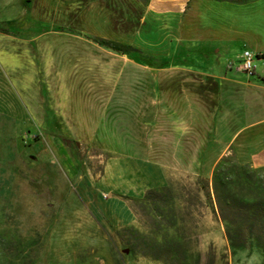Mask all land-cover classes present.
I'll return each instance as SVG.
<instances>
[{
  "label": "crops",
  "instance_id": "obj_1",
  "mask_svg": "<svg viewBox=\"0 0 264 264\" xmlns=\"http://www.w3.org/2000/svg\"><path fill=\"white\" fill-rule=\"evenodd\" d=\"M44 1L47 7H40ZM256 3L264 4V0H28L29 16L45 22V27L28 35L0 30V113L23 122H28L32 112L41 119L76 118L78 110L70 92L77 84L65 81L64 67L56 63L61 57L67 63L68 77L80 65L85 85L107 87L111 95L117 90L116 78H122L116 93L127 115L119 135L101 142L102 148L136 152L132 158L126 156L127 165L130 160L131 165L153 169L156 185L164 181L163 169L171 174L197 173L201 155L214 144L221 146L212 150L230 154L237 164L263 167L264 11L263 23L257 24L250 13ZM237 8L241 9L239 17L233 14ZM45 9L50 13H43ZM89 35L128 44L141 56L164 52L169 58L222 53L236 39L241 49L257 57L248 77L226 68L225 62L219 66L217 59L215 64L202 65L205 54L197 64L186 63L185 58L184 63H144L95 43ZM92 69L96 83H91ZM105 72L111 74L109 83H105ZM15 78L24 80L19 85L31 90L27 89L33 104L22 103ZM66 94L70 100H65ZM93 108L97 113V107ZM108 188L104 192L119 210H105V216L117 219L116 226L132 224L133 212L110 196ZM203 219L199 244H210L229 264L215 210H207ZM139 264L161 263L142 258Z\"/></svg>",
  "mask_w": 264,
  "mask_h": 264
},
{
  "label": "rangeland",
  "instance_id": "obj_2",
  "mask_svg": "<svg viewBox=\"0 0 264 264\" xmlns=\"http://www.w3.org/2000/svg\"><path fill=\"white\" fill-rule=\"evenodd\" d=\"M41 5L46 6V2ZM49 11L45 9L43 13ZM263 11L264 4L256 3L250 12L256 16L257 24L263 23ZM240 12L239 8L233 10L236 16ZM42 27L45 22L29 16L28 0H0V30L28 35ZM226 47L227 51L222 53H190L187 57L177 54L169 58L164 52L150 54L151 57L135 54L157 65L174 60L184 63L183 58L186 63L197 64L205 54L207 60H201L202 65L215 64L217 59L221 66L235 60L241 43L233 39ZM60 58L56 63L64 67L65 81L77 84L70 92L74 93V110H78L76 118L41 119L32 112L28 122H23L0 113V264H139L142 258L152 259L141 247V234L149 232L157 243L179 244L178 256L160 249L158 254L164 261L207 264L212 255L213 261L227 264L223 254H217L210 244L200 245L199 239L203 215L207 210H215L210 186L212 168L222 159L234 164L233 157L221 155L218 148L212 150L221 146L214 144L201 155L197 173L171 174L163 169L164 181L156 185L153 169L131 165L130 160L127 165L126 156L132 158L136 152L102 148L101 142L119 135L120 123L127 115L116 93L122 78H116L117 90L111 95L106 93L107 87L85 85L80 65L76 70L72 68L74 76L68 77L67 63ZM94 72L90 71L91 78ZM105 74V83H109L111 74ZM93 79L91 83H96ZM23 81L15 82L19 85ZM16 89L22 103L32 102L29 88L19 85ZM64 98L70 100L71 96L66 94ZM93 107H97V113ZM46 115L51 113L47 111ZM258 176L264 183V171L258 172ZM108 187L109 195L123 201L133 212L132 224L116 226L117 219L105 216V210H119L104 192ZM160 187L165 190H157ZM147 189L157 191L145 199ZM126 190L131 193H121ZM137 190L140 192L133 193ZM215 216L218 219L216 213ZM171 217L177 237L173 228L164 225ZM158 223L162 224L159 229ZM225 243L229 264L262 263L256 249L248 243L234 250L226 239Z\"/></svg>",
  "mask_w": 264,
  "mask_h": 264
},
{
  "label": "trees",
  "instance_id": "obj_3",
  "mask_svg": "<svg viewBox=\"0 0 264 264\" xmlns=\"http://www.w3.org/2000/svg\"><path fill=\"white\" fill-rule=\"evenodd\" d=\"M229 1L241 2L246 0ZM55 28L60 27L56 26ZM88 38L103 47L121 52L119 54H124L128 58L141 60L135 54L137 53L136 49L128 44L95 35H90ZM129 51L134 55H129ZM255 57L257 56L255 55ZM141 61L147 63L145 60ZM260 171H264V167L252 168L246 164H237L236 162L233 164L222 159L217 161L212 168L210 186L215 213L223 225L224 237L229 247L232 250L239 249L248 243L256 249L261 257V264H264V183L259 180L258 172ZM157 190L165 189L160 187ZM157 190L147 189L143 198H148L151 193H155ZM152 211L160 215L157 210ZM164 225L167 228H173L172 217ZM160 227L162 224L158 223L157 229ZM172 233L175 237L178 236L175 228H173ZM150 235V232L146 235L141 234L143 253L152 259L160 260L164 264H173L161 259L158 253L161 250L171 251L178 256L180 253L179 244L175 242L160 244L155 241V237H150ZM212 261L213 256L211 255L207 264H212Z\"/></svg>",
  "mask_w": 264,
  "mask_h": 264
},
{
  "label": "built area",
  "instance_id": "obj_4",
  "mask_svg": "<svg viewBox=\"0 0 264 264\" xmlns=\"http://www.w3.org/2000/svg\"><path fill=\"white\" fill-rule=\"evenodd\" d=\"M253 59H255V55L248 49L243 48L235 55V60L226 61L225 67L233 68L250 76L253 74Z\"/></svg>",
  "mask_w": 264,
  "mask_h": 264
}]
</instances>
